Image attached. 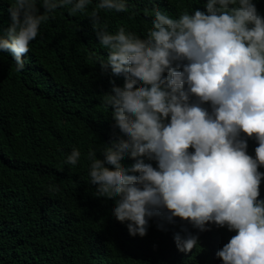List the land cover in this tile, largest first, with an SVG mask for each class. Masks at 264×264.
I'll return each instance as SVG.
<instances>
[{"label": "clouds", "instance_id": "1", "mask_svg": "<svg viewBox=\"0 0 264 264\" xmlns=\"http://www.w3.org/2000/svg\"><path fill=\"white\" fill-rule=\"evenodd\" d=\"M91 3L12 0L0 52L23 70L55 9L85 13ZM100 10L137 15L129 0H97L88 13L106 51L88 56L112 78L101 99L119 133L87 152L96 198L114 202L111 214L130 236L146 235L153 218L159 229L176 217L201 232L226 226L235 234L216 252L222 264H264V14L256 0H205L203 10L189 5L174 16L153 6L142 35L126 25L109 31ZM248 138L257 142L254 156ZM81 157L73 147L65 163ZM173 240L181 252L199 245L198 233Z\"/></svg>", "mask_w": 264, "mask_h": 264}, {"label": "trees", "instance_id": "2", "mask_svg": "<svg viewBox=\"0 0 264 264\" xmlns=\"http://www.w3.org/2000/svg\"><path fill=\"white\" fill-rule=\"evenodd\" d=\"M11 2L0 0V29L9 23ZM96 3L92 0L85 13L71 14L70 6L55 9L30 42L23 70H16L10 53L0 52V264H222L216 252L235 234L226 226L213 224L201 232L176 217V223L159 229L153 218L146 235L130 236L127 222L111 214L114 202L96 198L87 152L119 136L101 99L112 78L88 56L92 50L106 55L88 15ZM204 3L129 0L137 13L131 20L128 12L99 14L109 31L126 25L142 35L153 6L174 16L189 5L203 10ZM256 4L264 14V0ZM256 146L248 138L249 154L255 155ZM73 147L82 152L76 166L65 163ZM258 198H264V178ZM176 232L198 233V247L179 251Z\"/></svg>", "mask_w": 264, "mask_h": 264}, {"label": "bare ground", "instance_id": "3", "mask_svg": "<svg viewBox=\"0 0 264 264\" xmlns=\"http://www.w3.org/2000/svg\"><path fill=\"white\" fill-rule=\"evenodd\" d=\"M50 207H52V206H50Z\"/></svg>", "mask_w": 264, "mask_h": 264}]
</instances>
